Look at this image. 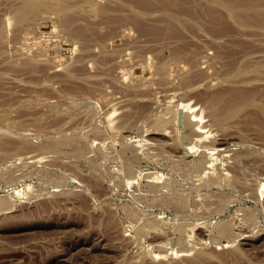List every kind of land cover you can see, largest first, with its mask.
<instances>
[{
  "label": "rangeland",
  "instance_id": "rangeland-1",
  "mask_svg": "<svg viewBox=\"0 0 264 264\" xmlns=\"http://www.w3.org/2000/svg\"><path fill=\"white\" fill-rule=\"evenodd\" d=\"M29 1L0 0V264H264L262 0ZM180 105L204 158L155 126Z\"/></svg>",
  "mask_w": 264,
  "mask_h": 264
},
{
  "label": "bare ground",
  "instance_id": "bare-ground-1",
  "mask_svg": "<svg viewBox=\"0 0 264 264\" xmlns=\"http://www.w3.org/2000/svg\"><path fill=\"white\" fill-rule=\"evenodd\" d=\"M25 1H28V0H25ZM32 1V0H31ZM31 1H29V3H31ZM38 1L39 0H37V1H34L35 2V4L37 3L38 4ZM42 1V0H41ZM44 1H46V0H44ZM43 1V2H44ZM65 1V0H64ZM69 1V0H68ZM94 1V0H93ZM104 1V0H103ZM108 1V0H107ZM111 3H112V0H109ZM108 1V2H109ZM206 1H208V0H206ZM209 1H211V0H209ZM213 1V0H212ZM211 1V2H212ZM218 2H221V3H223L224 5H226L228 8H232L233 6V4H234V1H233V4H231V2H228L229 0H217ZM231 1V0H230ZM34 2H32L33 4H31V5H29L28 4V6H29V8H31L33 5L34 6H36L35 4H34ZM84 2H86V0L84 1ZM90 2L91 3H94V2H92L91 0H90ZM96 2V1H95ZM114 2V1H113ZM249 2V1H248ZM247 2V3H248ZM24 4H25V2H23ZM22 3V4H23ZM27 3V2H26ZM87 3H89L88 2V0H87ZM91 3L89 4V5H91ZM106 3V2H105ZM212 3H214V2H212ZM244 3V2H243ZM251 3V2H250ZM250 3H248V4H243L242 5V7L243 8H248L249 6V8H251V5H249ZM260 3V2H259ZM261 3H264L263 2V0H262V2ZM39 4H41V2L39 3ZM253 4H255V3H253ZM82 5H83V3H82ZM99 4L97 3V5L96 6H98ZM33 6V7H34ZM66 6V5H65ZM65 6H62V7H64L65 8ZM77 6V5H76ZM79 6V5H78ZM84 6V5H83ZM95 5L93 4V7H94ZM95 6V7H96ZM100 6V5H99ZM99 6H98V8H97V10L99 9ZM255 8H256V5H253ZM27 6H25V8H26ZM33 7H32V9H33ZM61 6L59 7L60 9L62 8ZM90 7V6H89ZM88 7V8H89ZM103 7V6H102ZM106 7H107V5H106ZM24 8V7H23ZM22 8V6H21V11H19L20 13L22 12L23 13V9ZM34 8H37V6L36 7H34ZM67 8H69V6H66V9ZM90 8H92V7H90ZM89 8V9H90ZM110 8V7H109ZM257 8H259V9H262V10H264V4H261V5H257ZM81 9H84V8H82L81 7ZM89 9H87V10H89ZM102 9V8H101ZM104 9H106L105 7H104ZM252 9V8H251ZM259 9H257V10H259ZM61 10H63V8L61 9ZM93 10H95L94 8H93ZM92 10V12L94 13V14H96V13H98V14H96V15H99L100 14V9H99V11H97V12H94ZM256 10V11H257ZM262 10H259V11H262ZM26 11V10H25ZM105 11V10H104ZM104 11H103V13H104ZM89 12V11H88ZM106 12V11H105ZM21 13V14H22ZM27 13H28V11H27ZM27 13H25L26 15H27ZM102 13V12H101ZM147 13V12H146ZM19 14V13H18ZM20 14V15H21ZM24 14V13H23ZM19 15V16H20ZM25 15V16H26ZM17 17H18V15H17ZM19 18H22L21 16L19 17ZM18 18V19H19ZM24 18V19H23ZM22 19L23 20H25L26 18L25 17H23ZM20 20V19H19ZM23 20H22V22H23ZM70 26H71V24H70ZM228 82V81H227ZM233 82V81H232ZM244 82H245V80H244ZM243 82V83H244ZM234 83H235V81H234ZM249 83V82H248ZM261 84V83H260ZM254 87H255V85H254ZM232 88V87H231ZM234 88V87H233ZM237 89V88H236ZM239 89V88H238ZM244 89L245 88H242V91L244 92V94H246L245 93V91L247 92V90H245L244 91ZM249 90V89H248ZM229 91H231V90H229ZM229 91H227L228 92V95H229ZM240 91V90H239ZM238 90L236 91L237 92V94L238 95H236V98H238V97H240V94L242 93V95L244 96V94H243V92H240V94L238 93L239 92ZM234 93H235V91H233ZM233 92H232V94H233ZM257 92V91H256ZM223 93V95L226 93V91L225 92H222ZM222 93H216L217 94V97H218V95L219 96H221L220 94H222ZM248 94H249V91L247 92ZM250 93H253V92H250ZM227 94V93H226ZM231 93H230V95H229V97L232 95ZM236 94V93H235ZM254 94H256V93H253V95ZM221 96V97H227L228 95H225V96ZM234 95V94H233ZM242 95H241V97H242ZM247 95V94H246ZM245 95V96H246ZM250 95V94H249ZM244 96V97H245ZM255 96V95H254ZM253 96V97H254ZM257 96V95H256ZM235 97V96H234ZM244 97L242 98V99H244ZM246 97H247V102L245 101L246 100ZM245 97V99H244V102H246L245 103V105H247V103H248V95ZM252 97V94H251V96H250V100H251V98H253ZM231 98V97H230ZM254 98H256V97H254ZM253 98V99H254ZM215 99H216V97H215ZM219 99V97L216 99V103H218V100ZM222 99V98H221ZM224 99V98H223ZM228 99V100H227ZM226 100L224 99V101L226 102L227 101V103H228V101L230 100L229 98H227ZM232 99V98H231ZM241 99V98H240ZM239 99V101L241 102V100ZM213 100H214V97H213ZM255 101H256V99H254ZM224 101L222 100V102L224 103ZM236 101V100H235ZM238 101V100H237ZM221 102V100H220V103L219 104H221L222 103ZM230 102H232V103H230ZM228 104H230V106H231V104L232 105H235V103L233 104V101H230ZM239 102V103H240ZM242 102H243V100H242ZM241 102V103H242ZM252 102V101H251ZM228 104H227V106H228ZM238 104V103H237ZM243 104V103H242ZM241 104V105H242ZM241 105H239V106H241ZM229 106V107H230ZM238 105H235V106H233V107H237ZM238 106V107H239ZM214 108V107H213ZM213 108H211L212 110H213ZM211 110V111H212ZM215 110V109H214ZM210 111V112H211ZM209 112V113H210ZM213 113V112H212ZM211 114V113H210ZM212 115H215V114H212ZM163 116V115H162ZM212 117H214V116H212ZM1 118H3V117H1ZM1 120V119H0ZM3 120H5L4 118H3ZM157 121H156V127H158L160 130H165L166 132H164V133H162L163 135H168L169 134V130H168V128L167 127H165V123L166 122H168V121H174L177 125H179V126H183V127H185V128H187V129H190V131L193 133V134H191L192 135V137H191V139L189 140V143L187 144V145H185L186 146V148H187V151H185V153H183L185 156L186 155H188V153L190 154V153H192V152H197V153H200V155L204 158V157H206L207 156V154H208V151H209V149H206L205 147V144L204 145H201V147L200 146H196V145H194V142H196V140L197 139H199L200 137H201V135H202V131H201V128H204L202 125L200 126V122H201V118L198 116V115H196L195 113H194V109H191V108H189V106L188 105H180L179 106V109H177L176 111H175V113H174V115H173V117H171V119L169 118H166L165 116H163V117H158L157 119H156ZM104 121H105V125H106V127H107V129L109 130V131H112V127H111V123L109 122V117H106V118H104ZM2 122V121H1ZM5 123V122H4ZM1 128H2V126H1ZM7 129V128H6ZM11 129V128H10ZM181 129V128H180ZM11 131V130H10ZM163 132V131H162ZM176 135V134H175ZM186 137V136H185ZM170 138H171V135H170ZM178 139V138H177ZM67 140V139H66ZM173 140V139H172ZM179 140V139H178ZM218 140V139H217ZM214 141V142H213ZM226 141V140H225ZM225 141H223V139H220V140H218V141H216V139H214V138H212V142H211V144H212V146H216V145H224L226 142ZM133 142V141H132ZM170 142V141H169ZM173 142V141H172ZM174 142H175V140H174ZM179 142V141H178ZM55 142H53V144H54ZM167 143V142H166ZM175 143H177V142H175ZM174 143V144H175ZM137 144V143H136ZM168 144V143H167ZM58 145V144H57ZM134 145V144H133ZM139 145V144H138ZM173 145V144H172ZM177 145H178V143H177ZM140 146V145H139ZM51 147V146H50ZM52 147H54V146H52ZM57 147V146H56ZM199 148H203L201 151H198V149ZM80 148H78V150H76V151H81V150H83V148L82 149H80ZM176 149V148H175ZM141 151V150H140ZM178 151V150H177ZM254 151H258V150H254ZM83 152H84V150H83ZM238 153V152H237ZM193 154V153H192ZM239 154V153H238ZM237 155V154H236ZM245 155V154H244ZM241 156V155H240ZM182 157V156H181ZM179 160V159H178ZM181 160V159H180ZM203 160V162H202V166H201V164H198V166H197V168L199 169V170H202L203 172H205V170L207 169V167H206V160L205 159H202ZM237 166V165H236ZM202 169H201V168ZM129 168H131V167H129ZM130 171H131V169H130ZM134 171V170H133ZM132 173V172H131ZM207 173V172H206ZM210 173V172H209ZM212 173H214V172H212ZM239 173V172H238ZM130 174V173H129ZM133 174V173H132ZM134 175V174H133ZM136 175V174H135ZM205 175V174H204ZM210 175L212 176L213 174H211L210 173ZM236 175H238V174H236ZM209 176V175H208ZM210 176V177H211ZM217 176V175H216ZM239 176V175H238ZM236 177V176H235ZM134 178V177H133ZM203 178V177H202ZM209 178V177H208ZM212 178V177H211ZM237 178V177H236ZM154 179H155V177H154ZM205 179L206 180H208L206 177H205ZM210 179V178H209ZM215 179V178H214ZM158 180V179H157ZM162 180V179H161ZM164 180V179H163ZM212 180V179H211ZM238 180V179H237ZM155 181V180H154ZM213 181V180H212ZM215 181H217V179H215ZM215 181H213V183H215ZM240 181V180H239ZM203 182V181H202ZM202 182H200L199 184H201ZM209 182L210 183H212L210 180H209ZM235 182H237L236 180H235ZM204 183V182H203ZM202 183V184H203ZM207 183H208V181H207ZM206 183V181H205V184H207ZM210 183H208V184H210ZM155 186H156V184H155ZM195 186V185H194ZM27 187H28V185H27ZM196 187H200V186H196ZM164 189V188H163ZM260 191L262 192L263 190H264V183H261V185H260ZM168 191H169V189H168ZM18 193H19V191H17ZM174 192H176V191H174ZM168 193H170V192H168ZM176 194V193H175ZM179 194H181V193H178V196L180 197L181 196V198L183 197V199L180 201L183 205H184V203H185V201L187 200V198H186V200L185 201H183L184 200V196H182V194L181 195H179ZM186 196V195H185ZM170 197H171V195H170ZM174 197V196H173ZM175 197H177V195L175 196ZM171 199V198H170ZM173 199V198H172ZM176 200H177V198H176ZM173 201H175V198H174V200ZM184 203H183V202ZM180 202L178 203V201H177V203L179 204V205H181L180 204ZM186 203H187V201H186ZM183 207V206H182ZM2 210V209H1ZM193 226V225H192ZM229 226H227V225H221L220 227H218L219 228V231L221 232V233H224V234H227V232H229V230H230V228H228ZM168 238V237H167ZM166 238V239H167ZM190 238V237H189ZM189 240V239H188ZM164 244V243H163ZM168 244V243H167ZM194 246V245H193ZM193 246L192 247H190V248H193ZM190 251H192L191 249H189V248H186V247H182V248H177V249H175V253L176 254H179V253H184V252H190Z\"/></svg>",
  "mask_w": 264,
  "mask_h": 264
}]
</instances>
